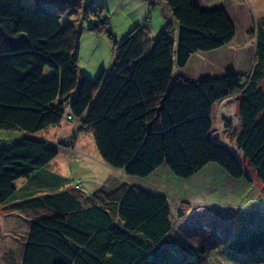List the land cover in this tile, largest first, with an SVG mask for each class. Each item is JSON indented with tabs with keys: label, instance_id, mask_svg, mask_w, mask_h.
Returning a JSON list of instances; mask_svg holds the SVG:
<instances>
[{
	"label": "trees",
	"instance_id": "16d2710c",
	"mask_svg": "<svg viewBox=\"0 0 264 264\" xmlns=\"http://www.w3.org/2000/svg\"><path fill=\"white\" fill-rule=\"evenodd\" d=\"M158 2L176 24L175 38L170 21L153 38L147 26L136 25L112 42V62L92 79L76 70L75 20L59 21L78 0H35L31 8L0 0V129L21 133L0 148V206L57 211L31 221L20 264H188L205 255L172 234L166 197L139 186L96 190L87 205L67 211V203L63 212L49 197H25L16 182L46 172L58 152L36 134L64 117L90 133L99 157L126 175L142 178L164 167L188 179L215 163L249 181L248 166L264 183V16L245 31L253 41L245 74L190 79L180 72L190 57L227 45L235 26L222 7ZM106 25L98 20L90 30ZM231 96L240 157L212 130L214 105ZM224 124L232 132L230 118ZM180 207L178 219L189 211L185 202ZM250 225L243 233L262 234L264 220Z\"/></svg>",
	"mask_w": 264,
	"mask_h": 264
},
{
	"label": "rangeland",
	"instance_id": "374dc122",
	"mask_svg": "<svg viewBox=\"0 0 264 264\" xmlns=\"http://www.w3.org/2000/svg\"><path fill=\"white\" fill-rule=\"evenodd\" d=\"M19 1H24L23 4L31 8L35 0ZM208 1H214L213 3L217 5L209 4L207 8L222 6V4L218 5L220 0ZM78 3L79 7L74 12H66L59 21L65 23L75 20L76 28L80 31L76 70L92 79L101 68L106 69L112 62L113 41H119L136 25L147 26L149 36L155 37L161 31L159 29L165 21L163 15L168 12L158 0H78ZM240 8L248 11L250 20L255 23L258 18L264 16V0H240L233 6L236 11L232 12V8H228L231 10H229L230 15L233 17L237 32L246 35L244 31L249 27V16L241 18ZM99 10H101L100 13H98ZM102 19H106L107 25L104 29L111 33L113 40L107 38L104 29L101 32L90 30L95 22ZM172 29L173 38H175L176 29L174 27ZM235 42L240 45L244 43L240 35L230 46L236 44ZM228 48L235 50L233 46ZM241 51L238 58H230V53L227 51L223 66L220 65L218 69L216 65L209 62L211 53H199L198 57H192L191 62L180 72L190 79L218 77L226 73L245 74L249 70L252 48L247 49V46H244ZM234 108H236V100L233 97L218 102L213 107L211 122L212 130L218 133L217 139L220 138V141H223L240 157L241 152L237 149L234 140L235 117H230L232 132L227 133L226 130L229 128L224 126L225 122L223 123L221 116L225 110L228 114H234ZM76 126V120L68 118L65 120L64 117L61 123L55 126L59 129L56 136L51 135L50 129H43L36 136L46 139L51 135V140H46L51 141L48 144L58 152L48 163V169L64 178L62 180L66 181V187L74 190L75 194L84 196L82 205L88 204L87 198L94 191L106 192L120 184L153 189L155 193L167 199L173 223L172 234L191 245L202 247L205 251L203 259L188 264H264V242L262 241L264 228L261 230L262 234L258 235L248 234V231L243 233L244 229L251 227V222L264 220V183L256 178L248 166L250 181L243 178L233 179L215 163L205 165L188 179L178 178L164 168L142 179L126 175L120 168L108 166L99 157L91 134L80 133L75 130ZM224 128L226 132L222 131ZM19 138L18 131L0 129V148L9 146ZM61 142L63 145L60 144ZM15 185L20 186L19 181ZM184 202L189 205L188 214H192L190 216L186 214L187 217L182 222L176 223L177 210ZM9 213L6 207L0 206V225L22 223L29 214L31 217L32 215L48 216L53 214L54 210L46 206L28 211L26 214L17 210ZM5 230V226L0 228V238L3 242L0 243V255L7 248L4 245L5 242L10 247H14L3 235Z\"/></svg>",
	"mask_w": 264,
	"mask_h": 264
},
{
	"label": "crops",
	"instance_id": "0c3cea01",
	"mask_svg": "<svg viewBox=\"0 0 264 264\" xmlns=\"http://www.w3.org/2000/svg\"><path fill=\"white\" fill-rule=\"evenodd\" d=\"M195 1L199 5H201L202 7H207V6H209V4L210 5H217V4L213 3L214 1H208V0H195ZM237 2H239V1H235V0H222L221 1L220 0L218 2V5L222 4L221 7L226 11V13L228 14L229 18L232 20V22H233V19H232L233 17L230 15V11L231 10L228 9V8H232V10H233L232 12L236 11V10L233 9V6L236 5ZM241 9L242 8L239 9L240 17L241 18H245V16L246 17L249 16V21H250V14L248 13V11L246 12L245 9H242V10ZM236 15H238V14H236ZM163 18H164L165 21L163 22V24L161 25L159 30L162 29V27L164 26L166 21H170L172 26L176 29V24L173 23V21L171 20L168 12H167L166 15H163ZM238 35H240L243 38L244 43L242 45H240V43H236L235 42L236 44L231 45V46H233V48H235V50H231V48H228V47H231L230 44H232L234 42V39ZM252 43H253V41L251 39H249L245 34H242V33L239 34V32H237V30L235 28V35H234L232 40L227 45H225V46H223L221 48L215 49L213 51H209L208 52V53H211V55H212L211 58H209L210 59L209 62H211L214 65H216V68L220 67V65L223 66L224 59L227 57L226 56V52L227 51L230 53L229 54L230 58L231 57H237L238 58L239 54L242 53L241 48H243L244 46H247V49H251L252 48V50H253V44ZM237 47H239V48L237 49ZM194 55H196V56H194ZM194 55H192L190 57V59L192 57H198L197 55H199V53H196ZM190 59L188 60V62L186 63L185 66H187V64L189 62H191ZM228 60H230V59H228ZM185 66L183 67V69L185 68ZM227 98H229V97H227ZM227 98H225V99H227ZM234 109L236 111V108H234ZM235 111L233 110L234 114L236 113ZM234 114H232V115L230 113L228 114L227 110L222 112L221 116H222L223 123L226 120L228 122V119L230 117H233ZM224 126H225V124H224ZM46 129H50V131L52 132L51 135H55V136L59 132V129L55 128V126H49ZM222 131L226 132L225 128ZM19 135H21L20 132H19ZM51 135L46 137V139H50L51 140V138H50ZM44 138L45 137H43V139ZM218 140H219L220 143L224 144L223 141H220V138H218ZM46 141H48V140H46ZM50 142L51 141H48V143H50ZM48 165L49 164H47L46 167H45L46 168V172L44 171V172L38 173V174L34 175L33 177H31L29 179L18 180L20 186L16 185V187L23 192L25 197L29 196V197L39 198V199H41V201H44L46 199L45 197H49L47 199L51 203L54 202L56 209L60 210L61 212H63L62 210H65V209H60V208L63 207L64 205L68 206L67 203L71 204V207L69 209L66 208L67 211L68 210H73V209L78 208V207H84V205H82V200L84 199V196L75 194L74 190H71L68 187H66L67 186L66 181L62 180L64 178H61V176L59 174H57L56 172H53L52 170H49L48 169ZM161 168H164V167L157 168L156 170H154L148 176L142 177V179H145L146 177H149L150 175H153V174L157 173V171L159 169H161ZM141 188H144V189H146V190H148L150 192H153V193L156 192L153 189H149V188H145V187H141ZM38 208H44V207H38ZM38 208L34 207V208H28V209H24V210H18L17 209V212H25L24 214H26L28 211H33L34 209H38ZM7 210L10 212L9 214H11L12 212L15 211V210L9 209V208ZM56 212L57 211L54 210V213H56ZM61 212H59V213H61ZM5 215H3V216H5ZM190 215L188 214L187 216H190ZM187 216L181 217L179 219L177 218L176 223L182 222L185 219V217H187ZM41 217H43V216H41ZM38 218H40V217H37V215H32V217H31V214H29L28 217L23 219L22 223L21 222H14V223H10V225H9V224H6V223L3 222L4 224L0 225V228H2L3 226L6 227V230L3 233V235H5L7 237V241L8 242H10V243H12L14 245V247L12 248V247H10L8 245L7 242L4 243V245H6L7 248L5 247L6 249H4L3 252L0 255V264H20L24 243H25V240H26V237H27L28 228L30 226L31 221L34 220V219H38ZM11 225H13V226H11ZM1 240H2V238H0V243H3V242H1ZM199 248H202V247H199Z\"/></svg>",
	"mask_w": 264,
	"mask_h": 264
}]
</instances>
